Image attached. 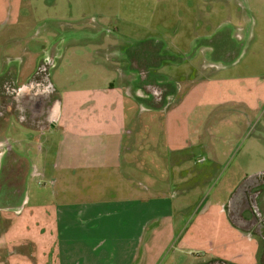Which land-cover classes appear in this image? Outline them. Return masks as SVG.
I'll list each match as a JSON object with an SVG mask.
<instances>
[{
  "label": "rangeland",
  "instance_id": "374dc122",
  "mask_svg": "<svg viewBox=\"0 0 264 264\" xmlns=\"http://www.w3.org/2000/svg\"><path fill=\"white\" fill-rule=\"evenodd\" d=\"M31 7H35L33 14ZM21 15L23 19L33 17V21L16 23L10 5L0 10V69L5 80L20 86L41 64L55 86L61 117L52 135L51 154L62 149L64 136H103L101 132L110 130L105 121L110 122L115 113L108 115L105 108L92 110L95 105L90 102L96 97L95 88L109 82L113 97L122 94L125 103L132 100L134 104H127V120L115 128L122 136L135 137L134 152L124 149L123 175L136 188L161 182L174 188L184 183L186 190L177 194L174 202L178 203L171 208L179 207L182 213L177 214L183 219L189 211L197 216L194 228L201 249L183 250L190 251V257L177 252L176 263L197 262L212 255L232 256L230 262L235 264H256L257 259L259 263L261 248L256 239L235 228L223 205L219 212V203L226 206L245 177L264 171V0H24ZM129 55L137 63L140 57L152 59L150 79L169 89V94L162 95L163 106H150L144 88L138 91L141 100L120 93L122 80L127 81L121 75L135 74ZM161 84L151 88L158 98ZM155 101L158 104L160 98ZM72 104L81 108L73 109ZM81 128L85 131L78 135ZM8 133L31 134L16 122ZM40 144L47 147L43 138ZM83 144L72 143V149ZM34 156L36 152L31 150L29 158L37 160ZM47 160L51 166L52 156L39 157L40 165ZM80 171L75 178L67 175L66 182L55 184L48 176H29L26 191L33 200L46 202L51 211L53 201L73 200L79 206L82 200L108 197L115 191L114 177L85 176ZM22 215L21 219L26 218V213ZM23 222L22 228L15 218L5 226L0 221L1 260L11 264L14 250H21L20 242L31 240L33 249L23 247L30 261L20 264H58V254L63 264L64 248L68 249L66 264L82 262L86 242L75 236L59 238L52 226L47 230L50 235H41L44 227L32 220ZM152 224L150 228L162 227L158 220ZM167 224L163 225L161 245L172 244L177 231V226ZM79 229L71 231L76 235ZM218 234L233 242L225 245ZM160 235L152 238V247ZM31 251L36 262L29 257ZM141 256H133L129 264H138ZM155 257L153 264L170 261L161 249Z\"/></svg>",
  "mask_w": 264,
  "mask_h": 264
},
{
  "label": "crops",
  "instance_id": "0c3cea01",
  "mask_svg": "<svg viewBox=\"0 0 264 264\" xmlns=\"http://www.w3.org/2000/svg\"><path fill=\"white\" fill-rule=\"evenodd\" d=\"M18 1L10 0L6 5L7 0H0L1 12L4 7L10 5L16 14V23L33 21V17L31 19L22 18L21 11L24 0ZM34 10L35 7H31L29 12L33 14ZM129 60L131 69L135 71L133 72L135 74L130 76L128 74L121 75L122 79L127 81L122 80V85L119 87L121 89L120 93L124 92L130 97L141 100L138 91L140 88H144V90H147L144 99H147L150 106H163L165 103H161L162 95L167 94L169 89L162 85L160 81L150 79L148 69L152 59L150 57L147 60L141 58L136 64V61H133L129 55ZM49 61L52 64L51 59ZM40 66L41 64L37 66V69L30 75L26 83L20 86L16 85L15 81L5 80V73L0 69V172L2 171L0 177V221H2L3 226L13 222V218H15L16 222L23 228V225H25L23 221L32 220L37 222L39 227H44V230L40 231L41 235L45 232L50 235L51 233H48L47 230H50L49 227L52 226L55 229L54 233H57L56 236L59 238H66V236L80 238V241L88 244L81 251L82 262L80 264H123L125 262L129 264V261L133 260V256L137 257L139 253H142V256L139 257L141 260L138 264H153L155 262L153 258L160 249L162 254L167 252L169 255L170 261L167 257L165 263L169 261L168 264H177V252L185 253L190 257V251L186 253L183 250H200L199 233L197 228H194V221L197 216H193L189 211L187 217L183 219V215L177 214L182 213L179 207L176 209L171 208L174 207L175 203H178L177 200L174 202L177 194L186 190L184 189V183L180 182L179 186H174V188L172 184L167 185L162 182L154 187L149 184L148 187L147 185H140L139 188H136L131 179L123 175L124 149L129 153L134 152L135 137L122 136L120 130L115 128L121 123L122 125L125 124L127 104L130 101L132 103L131 107L134 104L132 100H127V103H125L122 94V101L120 94L113 97V89H111L113 86L109 82L106 86L100 87L99 90L95 88L96 97H93V101L90 102L95 105L92 110L97 108L103 111L102 108H105L108 115L115 113L110 122L105 121L106 124L108 123L110 130L101 132L100 134L103 136H75V138L64 136L62 149L54 150L51 154L52 135L59 126L61 106L60 99L56 95L55 86L47 74L42 72ZM141 78L143 79L140 80ZM141 82L143 83L141 84ZM158 84H161L158 86L160 92H157L160 93V101L156 104L155 100H159V98L154 95L155 91H152L151 88L154 87L155 89ZM33 93L38 95L35 96V109L30 105L33 101ZM119 101L122 102L121 105H119ZM75 105L72 104L71 108L76 110L81 108ZM101 111L100 113H102ZM14 122L30 131L31 134L29 136H10L8 133L9 127L13 126ZM84 131L81 128L78 135H83ZM128 132L131 133L132 131L128 130ZM41 138H43V143L47 144L45 149V146L40 144ZM82 141H84V144ZM76 142L83 144L78 150L72 149V143L76 144ZM31 150L36 152L34 158H37V160L33 157L29 158ZM43 156H52L51 166L48 165V160L43 166L40 165L39 157L42 158ZM78 169L85 176L94 173L93 176L99 175V178H103L104 175L109 178L114 177L115 181L112 183L115 184L113 187L115 191L108 197L82 200L81 203L79 202V206H74L75 202L73 200L67 203L63 200L53 201L52 211L46 208V202L33 200L29 192L27 193L28 183L26 181L29 176L32 178L40 175L44 178L48 176L50 182L55 184L58 180L66 182L65 177L67 175L69 178L73 176L75 178ZM170 191L172 193H169ZM171 201H173V204ZM180 202L182 200H179ZM27 205H33L34 208L29 206L27 210ZM222 205L226 211L225 203L222 201L219 203V212L223 211ZM3 211H10L13 214L5 216V213L2 214ZM197 212L195 210V214H198ZM23 213H26V218L21 219ZM40 219L42 220L40 221ZM153 220H158L162 227L160 229L150 228L153 225ZM177 221L181 223L178 224ZM164 222L168 223L167 225L171 222L172 226H177L172 244L161 245L160 239L165 235ZM37 225L35 226L37 227ZM74 228H80L76 235L72 233L74 231H71ZM240 231L251 237L248 233ZM158 235L160 236L155 241V246L152 247L150 242H152L153 237L156 238ZM217 238L219 241H223L225 245L233 242L231 240L227 241L222 234H218ZM31 244H34L31 240H22L20 242L21 250L18 248L14 250L16 256L9 263L20 264L21 262L30 261L23 247L30 246L33 249L34 247ZM168 244L170 250H166ZM160 245L164 247H158ZM173 247L175 248L174 253ZM1 250L2 247L0 246V255H2ZM31 252L33 254L29 253V257L34 258V262H36L38 258L33 251ZM61 252L62 250L59 249V253ZM67 252L68 249L64 248L63 264L68 261L66 259ZM239 255H242V253L240 252ZM212 256L209 259H198L197 262L188 260L186 264H207L214 259L228 260L229 262L234 260L232 256L223 257V259ZM54 258L52 254L51 262ZM56 260H58V264H61L59 254ZM0 263L8 264V261L0 259ZM132 264H134L133 261ZM179 264H182V262Z\"/></svg>",
  "mask_w": 264,
  "mask_h": 264
},
{
  "label": "flooded vegetation",
  "instance_id": "af4514ba",
  "mask_svg": "<svg viewBox=\"0 0 264 264\" xmlns=\"http://www.w3.org/2000/svg\"><path fill=\"white\" fill-rule=\"evenodd\" d=\"M44 65L46 66L47 64ZM35 96H38L37 93H33V101L32 103L30 102L31 107L35 106ZM14 97L16 98V96ZM51 116L52 114L50 117ZM225 208L229 221L234 226L256 239L258 248H261L259 263L264 264V180L248 181L247 183H243L239 188L237 187L236 190L232 192ZM259 263L257 259L256 264ZM207 264L235 263L214 259Z\"/></svg>",
  "mask_w": 264,
  "mask_h": 264
},
{
  "label": "water",
  "instance_id": "95a60500",
  "mask_svg": "<svg viewBox=\"0 0 264 264\" xmlns=\"http://www.w3.org/2000/svg\"><path fill=\"white\" fill-rule=\"evenodd\" d=\"M259 181V180H264V171H261V172H257V173H254V174H251L247 177H245V179L242 181V183L238 186V188L240 186L243 185V183H247L248 181Z\"/></svg>",
  "mask_w": 264,
  "mask_h": 264
},
{
  "label": "trees",
  "instance_id": "16d2710c",
  "mask_svg": "<svg viewBox=\"0 0 264 264\" xmlns=\"http://www.w3.org/2000/svg\"><path fill=\"white\" fill-rule=\"evenodd\" d=\"M135 58H136V56H135ZM142 57H140V59H141ZM133 59V58H132ZM139 60V59H138ZM134 61H135V59H134ZM136 64H138L137 62H135Z\"/></svg>",
  "mask_w": 264,
  "mask_h": 264
}]
</instances>
